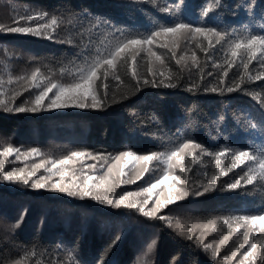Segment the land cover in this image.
Listing matches in <instances>:
<instances>
[{
  "label": "trees",
  "instance_id": "16d2710c",
  "mask_svg": "<svg viewBox=\"0 0 264 264\" xmlns=\"http://www.w3.org/2000/svg\"><path fill=\"white\" fill-rule=\"evenodd\" d=\"M179 0H0V24L16 26L20 16L47 12L58 17L59 27L55 39L18 33H8L0 29V87L10 98L13 92L21 91L15 103L34 98L39 89L32 88L27 78L39 67L41 74L49 75L54 82H69L72 74L95 53H104L124 35H144L158 25H171L177 20L201 25V11L208 4L213 11L204 18V23L217 27L232 35L264 34V0H183L179 4L177 16L162 11L164 7H174ZM100 21L97 24V21ZM107 21V24L104 22ZM111 27H110V26ZM118 30V31H115ZM199 39V37L197 38ZM155 50L165 53L159 47ZM166 42V41H165ZM223 43V42H222ZM212 60L195 45L187 48L181 45L177 58L184 52L191 56L195 50L202 65L204 80L200 81L201 69L177 65L174 59L166 58L165 67L159 69L164 77L157 80L172 82L175 87H155L137 85L131 72L118 66L117 74L121 80L109 76V99L100 110H82L71 108L63 112L61 122L64 131L49 135L52 143L46 141L44 128L53 122V116L37 113L6 112L0 108V153L8 146L20 148L22 152L33 147L40 149V155L16 158V154L4 157L0 163L4 171L20 165H32L48 161L45 167H51V161L58 160L71 151L118 154L121 151H133L136 154L152 152L167 153L187 140L201 144L208 152L215 153L224 148L257 152L264 150V81H251L241 87L243 91L212 92L210 89L218 83L213 77L222 69L213 65V60L222 62L224 55L220 45ZM226 48V45H225ZM143 55V53H142ZM259 67L255 61L249 65V71L255 74ZM141 77L147 73V65L139 66ZM212 72L213 76L207 73ZM242 69L237 66L229 69L227 80L238 78ZM150 75V74H149ZM172 80L169 81L168 77ZM11 77L12 83L8 80ZM25 77V79H17ZM227 82V81H226ZM99 83V82H98ZM196 83V87H189ZM27 87L29 91H23ZM114 96V99L111 98ZM47 102V101H46ZM45 102V103H46ZM2 110V111H1ZM197 151V162L191 163L185 157L190 171L182 173L173 169L176 175L184 176L188 184L177 187L198 186L202 180L210 178L216 171L215 158ZM230 153L221 158V172L214 191L201 196H187L171 206L181 208L190 219L207 222L216 219L217 229L226 234L224 217L244 214H257L264 210V184L259 182L247 185L242 180L241 187L230 190L219 185L231 182L236 174L242 173L247 165H241L228 176L222 174ZM102 161L84 159V165ZM157 162H152L150 168ZM81 165H78V169ZM165 165L159 164L157 171L162 174ZM45 168H41V170ZM85 172L87 169L85 167ZM127 171V169H126ZM47 173V172H46ZM92 174V173H89ZM154 172L145 173L134 184H126L128 190L138 191L154 182ZM207 174V176H205ZM0 174V264H225L221 253L213 257L209 251L202 250L195 239L188 240L160 221L157 225L154 255L142 259L139 257L137 241L125 232V228L113 227L111 220L101 217L93 210L73 212L80 207L65 198L52 197L49 193L39 194L22 183L3 180ZM131 175V174H129ZM124 179H127L125 177ZM195 182V185H194ZM30 184V183H29ZM124 186L121 185V187ZM163 187V186H162ZM45 192V190H43ZM48 191V190H46ZM123 191V192H124ZM143 197V196H141ZM155 195L153 196V198ZM138 198V197H137ZM152 198V199H153ZM60 210V211H59ZM25 213L21 220V214ZM77 213L78 216H77ZM95 218L99 224L83 225L81 217ZM80 217V219H79ZM233 226L235 223L233 222ZM244 229L230 238L232 245L239 244L238 239ZM257 233L253 232L254 236ZM117 237L119 240L117 241ZM251 236L249 243H251ZM247 247V244L245 245ZM243 252L244 249H241ZM259 256V250L257 253ZM238 254L229 264H238ZM256 264H262L259 258Z\"/></svg>",
  "mask_w": 264,
  "mask_h": 264
},
{
  "label": "snow or ice",
  "instance_id": "6c2138e0",
  "mask_svg": "<svg viewBox=\"0 0 264 264\" xmlns=\"http://www.w3.org/2000/svg\"><path fill=\"white\" fill-rule=\"evenodd\" d=\"M252 2L254 3V0ZM180 3H183V0H179V3L174 7H164L161 10L177 16L180 10ZM219 5L220 0H216V6L219 7ZM212 11V4L202 8L200 26L194 27L191 23L177 20L171 25H158L151 32L144 35H124L121 32V38L115 42L114 46H111L104 53L97 52L90 59H87L85 66L79 67L72 74L69 82H54L49 75L45 74L42 76L40 68L36 67L31 72L30 77L27 78L30 80L32 88L39 89L34 94V98L16 104V99L23 92L15 91L5 101L2 98L5 94L0 91V108L10 113H37L43 110L68 108L100 110L106 106L105 101L110 98L108 91L109 76L111 75L117 81L121 80L120 75L117 74L118 66L127 68L138 86L151 84L155 87H175L176 84L172 82L164 83L163 79L157 80L156 78L158 75L164 77L165 74L160 72L159 69L165 67L166 58L174 59L177 65L183 64L186 67H189L186 62L190 60L191 66L201 69L199 79L203 81L202 65L195 50L192 51L191 56L184 52L177 58V51L181 48V45L187 48L189 44L195 45V48L203 52L208 60H212L213 55L216 53L217 49L215 46H221L224 55L223 61H212L215 67L222 69L220 73L213 77L218 83L216 86L206 90L216 92L219 89L220 92L227 91L229 93L237 90L243 91L242 85L251 81H264V34L232 35L230 39H226L230 36L229 33L218 31L216 26L204 23V18L208 17ZM19 20H23L24 24H19V21H16V26L12 27L0 24V29L8 33L46 37L49 40L55 39L54 35L47 34L50 32L55 33L59 27L57 16H49L47 12H38L34 15L20 16ZM99 23L100 21L98 20L97 24ZM104 23L107 24V21ZM198 37L199 39H197ZM158 40L161 41L159 47L165 49L170 54V57H166L165 53L155 50ZM253 61L259 67L255 74L249 71V65ZM141 63L147 65V73L143 77H141L139 72ZM237 63L242 69V74L236 79L227 80L229 69L237 66ZM207 75L213 76V73L208 72ZM17 79H25V77H18ZM168 79L171 81L172 77L169 76ZM3 83L4 81L0 79V87L3 86ZM8 83H12L11 77ZM195 87L196 83H193L189 90ZM23 91H29V89L25 87ZM111 98L114 99V96ZM46 101L47 104H45ZM261 104L264 106V100L261 101ZM196 150H199L201 154L214 156L216 171L210 178L200 181L198 186L177 187L181 183L187 185L188 181L184 176L174 174L172 170L178 168L182 173L189 172L191 169L185 163V157H190L191 163L195 164L197 162ZM13 153L16 154L17 159L21 156L27 158L41 154L40 149L36 147L22 152L20 148L14 149L8 146L0 155L8 157L13 155ZM228 153H230V157L225 170L222 172L224 176H228L230 172H234L241 165H247V168L242 173L236 174V178L231 182L220 184L221 188L238 189L241 187L242 180L247 185H253L257 182L264 184V150L250 153L248 151L224 148L221 151L211 153L201 144L192 140L183 142L167 153L136 154L133 151H121L118 154H94L92 152L74 150L61 159L51 161V167H45L49 163L48 161H41L33 164L30 171H26L23 168L19 170L13 168L5 172L4 164L0 163V174H3L2 178L5 181L22 183L24 186L34 190L47 189L53 193L67 195L71 198L82 200L88 198L101 205L116 209L121 208V206L128 209H137L145 217L158 218L163 221L167 220V217L157 215L162 209L177 201L184 200L189 195L201 196L216 189L221 172V158ZM86 157L93 161H102L100 168L104 169V171L100 172L95 162L84 165L83 161ZM154 161L157 164L150 168ZM160 163H163L166 167L163 173L155 178L154 182H149L146 187H142L139 191H124L117 197L116 190L118 187L123 184L136 183L138 179L144 177L145 173L157 171ZM77 164L81 165L79 169L76 167ZM85 167L87 172L84 171ZM41 168H45L49 175L37 176V171ZM54 176H59V179L53 181ZM33 177H36V179L29 184ZM125 177L127 179H124ZM165 189H167L166 193ZM154 195L156 196L154 207L146 210ZM140 196L144 197L142 201H130V198ZM24 215L25 213L21 214V220ZM216 219L213 218L204 224V230L200 233L201 237H206L209 229L217 230ZM222 219L224 226L229 231L222 235L217 247L214 248L212 243L204 244L201 238H197L195 243L203 247L205 251L211 250L215 257L219 255L220 248L227 245L233 234L243 228L244 232L238 238L240 240L239 244L234 245L230 255H225L222 259L224 261L235 260L239 254L241 259L238 264H256L258 258L264 264V210L257 214H244ZM233 222L235 226H233ZM168 226H172L171 222L168 223ZM177 228L188 240H193L194 227H188L186 232L179 225H177ZM253 232L257 234L252 236ZM250 236L251 243H249ZM116 239L118 241L119 237ZM155 243L156 241H153V246ZM246 244L247 247H245ZM241 249H244V251L242 252ZM258 250L259 256H257Z\"/></svg>",
  "mask_w": 264,
  "mask_h": 264
},
{
  "label": "rangeland",
  "instance_id": "374dc122",
  "mask_svg": "<svg viewBox=\"0 0 264 264\" xmlns=\"http://www.w3.org/2000/svg\"><path fill=\"white\" fill-rule=\"evenodd\" d=\"M5 101L8 100V98H4ZM47 104V102L45 103ZM71 108L68 109H62V110H46L44 112H42L41 114H45L46 119H48L47 115H51L53 116V122L51 124H49L48 128H44V134H40V136H44L46 138V141L51 142L52 143V139L50 138L49 135L52 134V132H54L53 134H58L59 131H64L65 128L62 125L61 122V116L63 112L69 111ZM84 162V161H83ZM36 163H40V162H36ZM96 163V162H95ZM35 164V163H34ZM33 165V164H32ZM32 165H20V166H16L15 168L17 170L19 169H25L26 171H30ZM78 165H76L77 169H78ZM44 175H49V173H46V171L43 169H39L37 171V176H44ZM161 175L158 172H154L153 176L154 179L158 176ZM36 177H33L29 183L31 184L33 180H35ZM59 176H54L53 177V181L54 180H58ZM144 187L143 184L138 186V191ZM128 190L129 188L126 187V184H124V186H120L117 188V197L119 196L120 193H122L124 190ZM45 192L43 190H38L37 192L39 194L42 193H49V190L46 191L47 189H44ZM167 192V189H165V193ZM50 194V193H49ZM52 197H57V198H65L67 200L70 199V201L72 203H75L76 205H79L80 207L75 208L73 210L74 213H76L77 210H79L80 213L83 212V209L85 210H93L95 211V213H97L98 215H101V217L103 218H107L108 220L110 219L113 227H123L125 228V232L128 233L131 237H133L137 243H140L139 245V257H141L142 259H145L146 257H150L152 255H154V250H155V245L153 246V241H156V233H157V225L160 223V219L158 218H149V217H145L142 213H140L137 209H128L125 208L123 206H121V208L116 209L114 207H109L106 205H101L98 202H94L91 199L85 198V199H79V198H71L68 197L67 195H62V194H56L53 193L50 194ZM144 199V197H134V198H130L131 200H138V201H142ZM156 199V196L152 199V201L148 204L146 210H150L152 207H154V201ZM83 208V209H82ZM60 211V210H59ZM79 213H77L78 216ZM158 216H165L167 217V220H163L166 222H171L172 224V228L175 229L178 233L181 234L180 230L177 228V225L181 226L184 228L185 232L187 230L188 227H194V231L192 233L193 235V239H197V238H201L203 239V243L204 244H208V243H212L213 247H217L218 246V241L219 239L222 238L223 233L220 230H216L213 231L211 229L208 230V232L206 233V237H201L200 233L204 230V224L206 222H198L195 220L190 219L188 216H186L183 212L181 208H175V206H171L169 205L168 207L162 209L158 214ZM81 217V219H83L82 224L83 225H90L93 226V224L98 225L99 220H95V218H87L86 216L83 215H79ZM79 217V219H80ZM238 245V244H237ZM202 250L203 247L199 246ZM233 249V245L232 242L229 240L227 245L223 246L220 248V252L221 253V258H223V256L225 255H230L231 250ZM210 252V254L213 256V253L211 250H208ZM214 257V256H213ZM231 261V260H230ZM230 261H227L225 264H229Z\"/></svg>",
  "mask_w": 264,
  "mask_h": 264
},
{
  "label": "bare ground",
  "instance_id": "6f19581e",
  "mask_svg": "<svg viewBox=\"0 0 264 264\" xmlns=\"http://www.w3.org/2000/svg\"><path fill=\"white\" fill-rule=\"evenodd\" d=\"M2 111V110H1Z\"/></svg>",
  "mask_w": 264,
  "mask_h": 264
}]
</instances>
